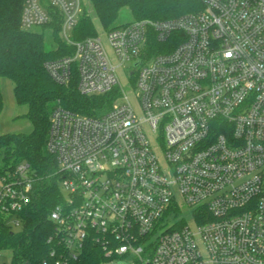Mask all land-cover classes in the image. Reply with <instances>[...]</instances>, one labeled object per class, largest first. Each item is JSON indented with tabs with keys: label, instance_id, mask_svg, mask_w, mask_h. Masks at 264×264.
I'll use <instances>...</instances> for the list:
<instances>
[{
	"label": "built area",
	"instance_id": "built-area-1",
	"mask_svg": "<svg viewBox=\"0 0 264 264\" xmlns=\"http://www.w3.org/2000/svg\"><path fill=\"white\" fill-rule=\"evenodd\" d=\"M203 5L107 31L109 54L97 34L75 39L82 0H24L21 28L58 24L72 48L46 63L53 80L77 75L83 95L116 94L100 117L51 114L47 149L64 196L50 215L56 264L76 260L89 240L105 264H264V0ZM34 182L29 164L0 160V214L12 229Z\"/></svg>",
	"mask_w": 264,
	"mask_h": 264
},
{
	"label": "trees",
	"instance_id": "trees-1",
	"mask_svg": "<svg viewBox=\"0 0 264 264\" xmlns=\"http://www.w3.org/2000/svg\"><path fill=\"white\" fill-rule=\"evenodd\" d=\"M89 1L96 18L107 31L120 27L118 23L124 9L129 10L133 21H166L204 8L203 0ZM23 5L24 0H0V82L8 79L13 83L16 103L27 108L25 118L32 131L28 134L0 133V160L7 165L29 164L35 182L30 204L20 214L22 225L19 229H12L9 217L0 214V251L12 252L11 264H56L62 251L50 215L64 202V196L57 159L47 149L51 114L61 107L100 117L111 108L116 94L83 95L78 90L77 75L68 85L56 83L46 63L72 54V48L61 40L58 24L42 27L41 32L23 30ZM96 34L92 17L84 12L74 29L75 39ZM2 110L0 94V115ZM107 262L101 245L89 240L76 260L63 264Z\"/></svg>",
	"mask_w": 264,
	"mask_h": 264
},
{
	"label": "rangeland",
	"instance_id": "rangeland-1",
	"mask_svg": "<svg viewBox=\"0 0 264 264\" xmlns=\"http://www.w3.org/2000/svg\"><path fill=\"white\" fill-rule=\"evenodd\" d=\"M83 6L86 12L92 17L94 28L96 30L97 35H99L107 49L108 53L112 54V51L108 47L106 41V33L107 30L102 26V24L96 18L94 11L92 9L91 3L89 0H82ZM133 22L132 16L128 9H124L121 13L119 19V25L122 26L125 24H129ZM42 28H34L32 32H41ZM118 78L122 88L125 90L128 99L132 103L136 112H139V106L136 99V90L132 86L129 74L126 70L118 71ZM0 94L3 103V110L0 115V133L1 134H28L32 131V126L30 122L25 118V114L27 112V108L25 106H19L16 103V99L14 96V85L8 79H3L0 82ZM148 137L152 140L153 135L150 130L145 129ZM190 214V213H189ZM12 260V252L10 250L0 251V264H11ZM116 264H132L128 260L117 259Z\"/></svg>",
	"mask_w": 264,
	"mask_h": 264
}]
</instances>
